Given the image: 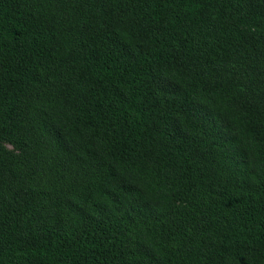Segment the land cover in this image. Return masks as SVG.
<instances>
[{
	"label": "trees",
	"instance_id": "trees-1",
	"mask_svg": "<svg viewBox=\"0 0 264 264\" xmlns=\"http://www.w3.org/2000/svg\"><path fill=\"white\" fill-rule=\"evenodd\" d=\"M0 264H264V0H0Z\"/></svg>",
	"mask_w": 264,
	"mask_h": 264
},
{
	"label": "rangeland",
	"instance_id": "rangeland-1",
	"mask_svg": "<svg viewBox=\"0 0 264 264\" xmlns=\"http://www.w3.org/2000/svg\"><path fill=\"white\" fill-rule=\"evenodd\" d=\"M4 147L7 149L8 152L15 153V150L9 144L4 143Z\"/></svg>",
	"mask_w": 264,
	"mask_h": 264
}]
</instances>
